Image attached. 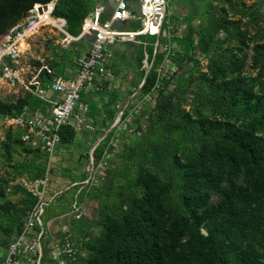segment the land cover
<instances>
[{
    "label": "rangeland",
    "instance_id": "1",
    "mask_svg": "<svg viewBox=\"0 0 264 264\" xmlns=\"http://www.w3.org/2000/svg\"><path fill=\"white\" fill-rule=\"evenodd\" d=\"M166 9L164 32L157 45L153 41L158 55L153 89L143 93L141 76L129 66L137 42L112 45L115 49L110 50L109 65L114 77L94 95L93 129L60 144L51 158L41 148L23 142L21 130L6 121L37 102L26 92L0 82V259L7 239L38 192L48 201L46 214L52 218L45 223L48 245L42 249L48 264H60L61 260L62 264H138L136 261L143 259L159 264H197L187 253L193 233L179 230L177 219L162 208L153 175L146 179V189L137 201L142 223L128 218L127 229H121L112 215L102 220L101 202L111 190L124 188L109 171L121 163L124 144L139 139L148 120L156 117L154 101L162 88L167 93L177 85L184 86L182 107L195 122L223 124L232 133L255 135L256 125L226 104L264 113V0H167ZM207 9L229 25L222 45L186 38L188 25L199 30L206 26ZM60 39L55 29L39 31L31 38L32 47L21 56V63L62 70L65 52L72 45L62 44ZM5 40L6 36L0 37V44ZM85 49L81 44L80 51ZM150 66L145 57L142 69L147 71ZM201 90L219 91L220 99L200 103ZM177 156L186 171L181 183L183 198L195 206L197 220L231 192H240L249 202L252 232L233 223V241L244 263L264 264L263 180L250 178L246 163L232 145L192 147L185 140ZM77 214L96 223L82 239L83 245L72 248L64 243L63 235L71 216ZM200 232L204 233V228L200 227Z\"/></svg>",
    "mask_w": 264,
    "mask_h": 264
},
{
    "label": "trees",
    "instance_id": "2",
    "mask_svg": "<svg viewBox=\"0 0 264 264\" xmlns=\"http://www.w3.org/2000/svg\"><path fill=\"white\" fill-rule=\"evenodd\" d=\"M48 1L0 0V34L11 29L35 3ZM95 1L57 0L54 15L64 17L67 32L76 36L80 32L82 19ZM57 7H61L62 11L59 12ZM206 15V26L199 30L188 25L186 38L192 42L196 37V41L201 44H224L227 41L229 25L220 20L216 12L207 9ZM153 41L152 37L139 36L138 45L134 48L133 62L129 64L141 76L140 89L143 93H149L157 81L155 63L158 55L153 53ZM130 43L125 41L122 44ZM81 44H85L84 41L74 43L72 46L80 47ZM66 53L70 58L78 51L67 50ZM145 57L151 63L147 71L142 69ZM185 95L186 90L182 84L175 86L167 93L163 88L159 90L154 101L156 117L148 120L139 139L124 144L121 163L109 171L110 177L117 179L124 188L116 187L106 194L104 202H101V219L105 220L112 215L121 229H127L128 218L132 223H142L144 217L137 201L146 189V179L153 175L155 184L160 188L162 208L177 219L179 230H188L193 233L187 241V253L196 259L197 264H246L241 260L236 241H233V223L244 232H252L253 221L250 217L249 202L241 196L240 192H231L219 206L205 211L203 218L197 220L195 206L187 203L183 198L181 183L186 171L181 167L177 153L185 140H189L192 147L195 145L235 146L246 163L250 178L261 179L264 183V113L257 108L247 106L238 108L227 103V107H231L234 112L247 118L251 125H256L255 135L232 133L223 124H203L191 119L182 107L186 100ZM219 95V91L211 93L201 90L198 101L212 102L214 99H220ZM32 98L37 102L34 106L41 103L39 99ZM59 133L61 144L70 142L75 135L69 126H62ZM35 200L36 198H33L30 207ZM49 218L44 215V224ZM95 223V220L89 219L84 214L71 216L68 228L63 235L64 243L72 248L75 245H83L82 239ZM200 223H203V226H200ZM20 224L21 220L15 225L13 232L19 229ZM200 227L204 228V233L200 232ZM136 262L159 264L158 261L149 259ZM48 263L43 258L42 264Z\"/></svg>",
    "mask_w": 264,
    "mask_h": 264
},
{
    "label": "built area",
    "instance_id": "3",
    "mask_svg": "<svg viewBox=\"0 0 264 264\" xmlns=\"http://www.w3.org/2000/svg\"><path fill=\"white\" fill-rule=\"evenodd\" d=\"M56 2L49 0L28 10L31 15L9 29L0 44V82L41 101L6 121L21 130L23 142L41 148L50 158L61 144L62 126H69L75 134L93 129L94 95L114 77L109 47L119 41L138 42L139 36L152 37L157 45L167 14V0H96L82 19L79 34L73 36L66 30L65 18L54 15ZM124 23L130 24L129 29L122 26ZM45 28L58 31L66 46L82 41L86 45L70 58L65 52L68 63L63 72L47 64L21 63V56L32 47L31 38ZM34 195L36 200L22 217L19 229L7 239L0 264H42V249L48 245L44 224L48 201L38 192Z\"/></svg>",
    "mask_w": 264,
    "mask_h": 264
},
{
    "label": "crops",
    "instance_id": "4",
    "mask_svg": "<svg viewBox=\"0 0 264 264\" xmlns=\"http://www.w3.org/2000/svg\"><path fill=\"white\" fill-rule=\"evenodd\" d=\"M131 43H134V42H131ZM131 43H130V44H131ZM115 45H116V43H115ZM122 45H123V44H122ZM109 49H110V50H114L115 48H114V46H110ZM69 51H72V52H73V51H74V52H75V51H78V52H80V47L76 48L75 50H72V49L70 48ZM73 54H75V53H73ZM73 54H72V55H73ZM113 56H114V58H115V57H116V54L113 53ZM64 61H65V60H64ZM64 63H65V64H62V70H60V71H62V72L67 68V63H68V62L66 61V62H64ZM113 71H114V70H113ZM46 216H47V214H46V212H45V217H46ZM51 219H52V218H49V219H47V221H49V220H51ZM47 221H46V222H47Z\"/></svg>",
    "mask_w": 264,
    "mask_h": 264
},
{
    "label": "water",
    "instance_id": "5",
    "mask_svg": "<svg viewBox=\"0 0 264 264\" xmlns=\"http://www.w3.org/2000/svg\"><path fill=\"white\" fill-rule=\"evenodd\" d=\"M47 3V2H46ZM42 4H45V3H35L34 5H33V7L32 8H34V7H37V6H39V5H42ZM31 15V12H26L24 15H23V18H25V17H28V16H30ZM8 32H9V30L8 31H6L4 34H3V36H5L6 34H8Z\"/></svg>",
    "mask_w": 264,
    "mask_h": 264
},
{
    "label": "bare ground",
    "instance_id": "6",
    "mask_svg": "<svg viewBox=\"0 0 264 264\" xmlns=\"http://www.w3.org/2000/svg\"><path fill=\"white\" fill-rule=\"evenodd\" d=\"M126 24H128V23H124L122 26H123V27H125V26H126ZM125 28H126V29H129V28H127V27H125Z\"/></svg>",
    "mask_w": 264,
    "mask_h": 264
},
{
    "label": "flooded vegetation",
    "instance_id": "7",
    "mask_svg": "<svg viewBox=\"0 0 264 264\" xmlns=\"http://www.w3.org/2000/svg\"><path fill=\"white\" fill-rule=\"evenodd\" d=\"M4 34V33H3ZM3 34H0V37H2L3 36Z\"/></svg>",
    "mask_w": 264,
    "mask_h": 264
}]
</instances>
